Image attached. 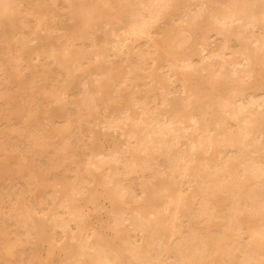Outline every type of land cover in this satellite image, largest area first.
<instances>
[{
  "label": "bare ground",
  "instance_id": "1",
  "mask_svg": "<svg viewBox=\"0 0 264 264\" xmlns=\"http://www.w3.org/2000/svg\"><path fill=\"white\" fill-rule=\"evenodd\" d=\"M0 124V264H264V0H0Z\"/></svg>",
  "mask_w": 264,
  "mask_h": 264
},
{
  "label": "rangeland",
  "instance_id": "2",
  "mask_svg": "<svg viewBox=\"0 0 264 264\" xmlns=\"http://www.w3.org/2000/svg\"><path fill=\"white\" fill-rule=\"evenodd\" d=\"M3 122V124H6V122H5V120H3L2 121ZM3 129H4V126L3 125H1L0 124V135L2 134V131H3ZM112 136L111 135H108V136H104L103 137V135L101 136V140H100V142H102L104 145H105V147L108 149L113 143H114V137L115 136H113L112 138H111ZM108 138V139H107ZM105 139H106V141H105ZM113 139V140H112ZM115 140H118V138L116 137L115 138ZM9 142H11V144H12V140H9ZM15 143H17V139L15 140ZM19 144V143H18ZM109 144V145H108ZM10 145V144H9ZM19 147L20 148H25L21 143L19 144ZM25 152V154L27 155V154H29L28 152H26V151H24ZM28 157H29V155H27ZM43 161H45L44 159H43ZM45 163H46V161H45ZM63 173V172H62ZM0 185H1V187H0V196H3V198L5 199V201H9L10 199H13L14 198V196H15V194L16 193H18L20 190H18L19 188H20V186H17V187H15V186H13V185H8V184H6V183H1L0 182ZM2 185H5V186H2ZM21 185V184H20ZM8 186V187H7ZM6 187V188H5ZM3 188H4V190H3ZM9 188L11 189V192H9L10 190H9ZM2 189V190H1ZM18 190V191H17ZM2 191V192H1ZM6 191H8V192H6ZM9 193V194H8ZM7 194V195H6ZM10 195V196H9ZM8 196V197H7ZM11 197V198H10ZM103 197V196H102ZM101 199H102V201H101ZM104 198H100V201H99V207H102V205L103 204H105V205H107L108 206V200H106V199H104ZM106 200V201H105ZM31 201V200H30ZM107 206H106V208H107ZM87 207H88V209H87ZM89 207L90 206H86V210H87V212L89 213L88 215L90 216L89 218L93 221V224L95 225V226H97L98 228H100L102 231H104V232H108L109 230H106V229H108V228H106L107 226H105V225H107V223L104 225L103 223H105V222H107V210L105 209V207L104 208H102V211H101V208H96L95 210H94V208H92V206H91V209H89ZM39 209V208H38ZM40 210V209H39ZM99 212V215H98V212ZM93 212H96V213H93ZM106 214V215H105ZM101 215V216H100ZM99 216V217H98ZM102 219H103V222H102ZM96 223V224H95ZM103 226V227H102ZM12 228H13V226H11ZM104 227H105V229H104ZM106 230V231H105ZM20 234H22V233H20ZM60 244H61V242H60ZM59 244V245H60ZM49 244L48 243H44L43 245H42V247L43 248H41V250H40V253H41V255L43 256V258H44V256H46V255H48L47 253H49V251L48 250H50V248L48 247V249L46 250V248H47V246H48ZM27 248V247H26ZM45 248V249H44ZM59 248V246H56L55 248H54V251L52 252V254L54 253V255H51L50 257L51 258H49V255H50V253H49V255L47 256V257H45L46 259H48L47 261H48V263L49 264H58V263H60V262H65V261H67L66 260V258H67V256H65L66 254V252L64 251V250H59L58 249ZM57 249V250H56ZM45 250V251H44ZM46 251H47V253H46ZM62 251H64V252H62ZM27 252H29V251H27ZM59 252H61V253H59ZM29 254V253H28ZM65 254V255H64ZM58 255V256H57ZM61 257V258H60ZM63 258H64V260H63ZM51 259V260H50ZM59 259V260H58ZM50 260V261H49ZM61 260V261H60ZM59 261V262H58Z\"/></svg>",
  "mask_w": 264,
  "mask_h": 264
}]
</instances>
